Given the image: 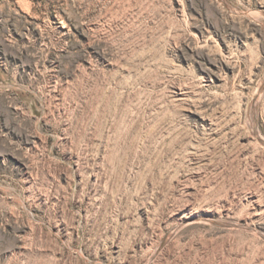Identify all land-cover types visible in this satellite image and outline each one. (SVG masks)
I'll return each instance as SVG.
<instances>
[{
    "label": "rangeland",
    "instance_id": "obj_1",
    "mask_svg": "<svg viewBox=\"0 0 264 264\" xmlns=\"http://www.w3.org/2000/svg\"><path fill=\"white\" fill-rule=\"evenodd\" d=\"M0 264H264V0H0Z\"/></svg>",
    "mask_w": 264,
    "mask_h": 264
},
{
    "label": "bare ground",
    "instance_id": "obj_2",
    "mask_svg": "<svg viewBox=\"0 0 264 264\" xmlns=\"http://www.w3.org/2000/svg\"><path fill=\"white\" fill-rule=\"evenodd\" d=\"M262 212H263V211H262ZM262 212H261V213H262Z\"/></svg>",
    "mask_w": 264,
    "mask_h": 264
}]
</instances>
